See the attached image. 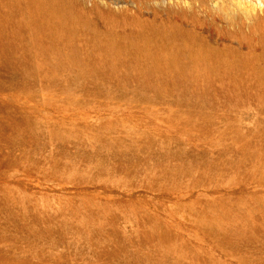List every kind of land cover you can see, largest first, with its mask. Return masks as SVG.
Instances as JSON below:
<instances>
[{"label": "rangeland", "instance_id": "1", "mask_svg": "<svg viewBox=\"0 0 264 264\" xmlns=\"http://www.w3.org/2000/svg\"><path fill=\"white\" fill-rule=\"evenodd\" d=\"M222 1L0 0V264H264V0Z\"/></svg>", "mask_w": 264, "mask_h": 264}, {"label": "bare ground", "instance_id": "2", "mask_svg": "<svg viewBox=\"0 0 264 264\" xmlns=\"http://www.w3.org/2000/svg\"><path fill=\"white\" fill-rule=\"evenodd\" d=\"M31 1L35 2L38 6L33 11V20L31 22V28L36 30L40 34L41 37L50 38L53 36V32H55L52 28H47L45 26L46 20H44V17L45 19L52 20L54 22V24H52L54 27H60L63 29H67L68 23L72 19L70 15H68L61 9L56 10L54 7H50L49 9H47V13H46L47 15L42 16L40 14L41 18H39V11L41 10V8H43V6H45V4L42 3L41 0H31ZM235 2L236 0H223L218 6H216V10L224 15H228L231 12L235 13L233 11V8H234L233 4ZM11 6L12 7L10 8V12H14L17 9V6L16 5L14 6L11 5ZM252 19L256 26L264 22V10L260 11L257 15H254ZM3 25H4V20L3 18H0V28H2ZM174 35H175L174 31H170L167 33V37H170V38H172ZM256 36H257L256 42L258 43L260 50L258 53H252L249 55H264V29L262 32L258 33V35ZM102 45H107L108 50L113 53H119L125 47L126 42L123 39H117V40L115 39V40H110L109 42H105V44H102ZM133 47L134 49L143 50L145 52H147L149 49L151 51L153 50V47L150 45V43H149V47L145 45H138V44H133ZM147 53H150V52H147ZM74 55L76 54L73 53L71 57ZM191 58L193 61V67L195 69H200V68L207 69L211 67V63L208 62V58L201 54L199 55L193 54ZM71 63H73L71 60L69 62L65 57H61L60 59H58V61L54 65H48V67H50V69H54L55 67H58V66L72 65ZM150 64L151 65L145 70L146 76L152 75L154 71H159L164 74L166 73V74H171V75H179L185 72L184 68L181 66L179 62V58L177 55L173 57V60L172 59L164 60L162 65L155 64L153 59H152V62H150Z\"/></svg>", "mask_w": 264, "mask_h": 264}, {"label": "clouds", "instance_id": "3", "mask_svg": "<svg viewBox=\"0 0 264 264\" xmlns=\"http://www.w3.org/2000/svg\"><path fill=\"white\" fill-rule=\"evenodd\" d=\"M260 2V0H258V3Z\"/></svg>", "mask_w": 264, "mask_h": 264}]
</instances>
